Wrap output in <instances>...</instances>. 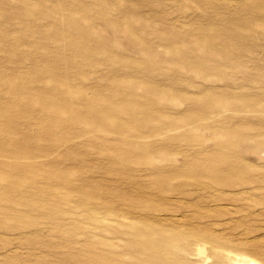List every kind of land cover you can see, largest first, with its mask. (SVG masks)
I'll use <instances>...</instances> for the list:
<instances>
[{"label":"rangeland","instance_id":"obj_1","mask_svg":"<svg viewBox=\"0 0 264 264\" xmlns=\"http://www.w3.org/2000/svg\"><path fill=\"white\" fill-rule=\"evenodd\" d=\"M229 257L264 264V0H0V264Z\"/></svg>","mask_w":264,"mask_h":264},{"label":"bare ground","instance_id":"obj_2","mask_svg":"<svg viewBox=\"0 0 264 264\" xmlns=\"http://www.w3.org/2000/svg\"><path fill=\"white\" fill-rule=\"evenodd\" d=\"M238 254V253H237ZM236 254V255H237ZM229 256V255H228ZM234 257H235V255H234ZM229 260H231V257H229L228 258ZM233 260V261H232ZM230 262H232L233 264H260V263H258V262H256V260H253V259H248V258H239V259H237V257L236 258H234V259H232ZM229 262V263H230ZM231 263V264H232Z\"/></svg>","mask_w":264,"mask_h":264}]
</instances>
